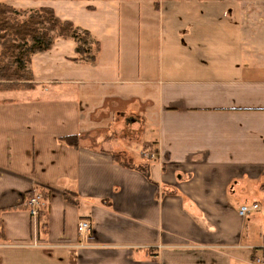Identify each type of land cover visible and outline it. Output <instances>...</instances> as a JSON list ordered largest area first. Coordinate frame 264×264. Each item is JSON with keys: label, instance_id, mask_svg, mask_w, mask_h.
Here are the masks:
<instances>
[{"label": "crops", "instance_id": "crops-1", "mask_svg": "<svg viewBox=\"0 0 264 264\" xmlns=\"http://www.w3.org/2000/svg\"><path fill=\"white\" fill-rule=\"evenodd\" d=\"M0 2L51 8L99 44L89 63L55 37L32 87L0 91V264H264V11Z\"/></svg>", "mask_w": 264, "mask_h": 264}, {"label": "trees", "instance_id": "trees-1", "mask_svg": "<svg viewBox=\"0 0 264 264\" xmlns=\"http://www.w3.org/2000/svg\"><path fill=\"white\" fill-rule=\"evenodd\" d=\"M24 13L0 2V91L32 87L29 69L31 56L51 48L55 37H71L77 41L75 60L96 61L99 44L92 41L87 31L79 30L70 21L59 19L51 8L30 10L22 18ZM66 140L77 146L76 136L67 137ZM112 157L122 163L117 155ZM41 213L42 210L39 215Z\"/></svg>", "mask_w": 264, "mask_h": 264}, {"label": "built area", "instance_id": "built-area-1", "mask_svg": "<svg viewBox=\"0 0 264 264\" xmlns=\"http://www.w3.org/2000/svg\"><path fill=\"white\" fill-rule=\"evenodd\" d=\"M142 156L146 159H151L155 157V153L153 151H144L142 152ZM28 211L30 216L37 217L39 215V212L45 207V199L43 196V193L38 191L34 192L28 199ZM258 208V205L256 203L252 204H243L238 209V214L241 217H244L251 211H254ZM90 223L85 219H80L77 224V230L79 235L83 233H88L90 231ZM257 262H263L264 259H257Z\"/></svg>", "mask_w": 264, "mask_h": 264}, {"label": "rangeland", "instance_id": "rangeland-1", "mask_svg": "<svg viewBox=\"0 0 264 264\" xmlns=\"http://www.w3.org/2000/svg\"><path fill=\"white\" fill-rule=\"evenodd\" d=\"M230 1H239V3H245L246 6H248V9L250 10V12L252 13V15L255 14V12L257 11H264V0H230ZM25 13L22 14V18L23 16L29 11V10H23ZM128 129L127 127L124 129V131ZM125 134L127 132H124ZM255 259V258H254Z\"/></svg>", "mask_w": 264, "mask_h": 264}]
</instances>
